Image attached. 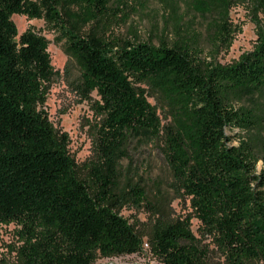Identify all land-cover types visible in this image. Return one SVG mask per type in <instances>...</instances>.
I'll return each mask as SVG.
<instances>
[{"label": "trees", "instance_id": "trees-1", "mask_svg": "<svg viewBox=\"0 0 264 264\" xmlns=\"http://www.w3.org/2000/svg\"><path fill=\"white\" fill-rule=\"evenodd\" d=\"M113 1L0 0V224L21 227L22 264H95L100 256L140 253L145 237L163 264H213L214 252L225 264H264V169L257 171L264 157L252 141L227 133L264 130L256 109L236 107L264 96V0H185L187 10L209 19L213 59L235 37L231 9L250 6L255 47L228 65L202 58L201 35L184 23L175 0H161L172 11V39L158 45L84 35L82 26L99 21ZM78 6L87 11L84 21L68 26L66 14ZM14 15L45 19L62 32L82 72L83 97L100 98L98 159L87 178L45 109L59 74L49 40L32 29L19 35ZM132 139L160 144L202 238L190 219L158 217L142 233L120 215L148 199L140 185L121 186Z\"/></svg>", "mask_w": 264, "mask_h": 264}, {"label": "rangeland", "instance_id": "rangeland-1", "mask_svg": "<svg viewBox=\"0 0 264 264\" xmlns=\"http://www.w3.org/2000/svg\"><path fill=\"white\" fill-rule=\"evenodd\" d=\"M38 1V0H33ZM180 6V14L184 23L200 33L202 58L216 61L222 65L232 64L241 55L254 49L257 41V28L253 21V13L249 5L235 6L231 9V21L236 28L232 42L222 47L220 54L213 59V51L207 42L206 28L209 19L202 18L187 10L185 0H175ZM66 14V13H65ZM87 11L83 6L72 7L66 14L70 26L73 18L84 19ZM76 15V16H75ZM172 11L168 3L161 0H117L109 5V10L99 21L93 20L82 26L84 35L96 34L123 43L127 40L139 39L143 42L159 41L168 35L172 39ZM13 20L18 27L19 35L27 30L41 33L49 40L48 51L52 65L59 73L51 85L45 106L49 118L60 134H66L68 148L75 161L80 176L87 178L91 164L98 159L96 140L100 117L95 102L100 98L97 93L91 99H85L79 84L82 72L77 62L67 53L68 42L64 34L49 24L45 19H30L22 15H14ZM84 21V20H83ZM151 102L156 105L154 100ZM242 106L256 109L264 117V96L255 100L240 102ZM162 118L164 113L160 110ZM230 136H241L255 143L257 153L264 157V130L246 133L238 129L227 131ZM238 145V140L233 142ZM128 157L120 162V180L123 190H130L129 184L140 185L146 190L147 201L141 208L128 204L120 209V215L135 225L140 232H147L149 226L158 217L171 221L190 219L191 229L198 238H202V225L194 217L190 198L174 186L169 165L161 151L159 143H150L132 139L128 145ZM264 169V161L258 163L257 171ZM160 210L161 213H157ZM21 227L15 223L0 224V264H22L20 251L25 244ZM207 239L204 243H210ZM144 238L143 249L137 255L99 257L95 264H163L152 252L151 246ZM214 249V245H211ZM213 264H225L219 252L212 254Z\"/></svg>", "mask_w": 264, "mask_h": 264}, {"label": "built area", "instance_id": "built-area-1", "mask_svg": "<svg viewBox=\"0 0 264 264\" xmlns=\"http://www.w3.org/2000/svg\"><path fill=\"white\" fill-rule=\"evenodd\" d=\"M145 247L148 248V247H149V243H146V244H145ZM137 254H139V253H137ZM137 254H133V255H137ZM129 256H130V255H129Z\"/></svg>", "mask_w": 264, "mask_h": 264}]
</instances>
